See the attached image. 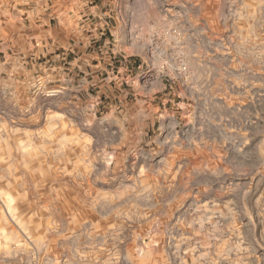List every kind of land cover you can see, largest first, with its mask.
Segmentation results:
<instances>
[{"label": "rangeland", "instance_id": "1", "mask_svg": "<svg viewBox=\"0 0 264 264\" xmlns=\"http://www.w3.org/2000/svg\"><path fill=\"white\" fill-rule=\"evenodd\" d=\"M110 2L0 41V264H264V0Z\"/></svg>", "mask_w": 264, "mask_h": 264}, {"label": "crops", "instance_id": "2", "mask_svg": "<svg viewBox=\"0 0 264 264\" xmlns=\"http://www.w3.org/2000/svg\"><path fill=\"white\" fill-rule=\"evenodd\" d=\"M110 6V0H0L1 45L14 46L15 38L23 37L30 46L39 43L42 51L54 50L63 47L61 38H96L106 25L120 52L128 50L131 34L126 24L116 17L109 28L103 21L112 17Z\"/></svg>", "mask_w": 264, "mask_h": 264}]
</instances>
